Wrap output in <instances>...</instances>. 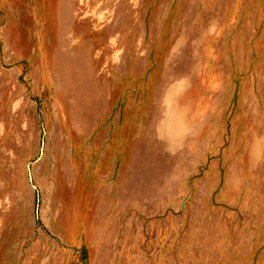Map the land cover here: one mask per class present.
I'll return each instance as SVG.
<instances>
[{
	"label": "rangeland",
	"instance_id": "rangeland-1",
	"mask_svg": "<svg viewBox=\"0 0 264 264\" xmlns=\"http://www.w3.org/2000/svg\"><path fill=\"white\" fill-rule=\"evenodd\" d=\"M0 264H264V0H0Z\"/></svg>",
	"mask_w": 264,
	"mask_h": 264
}]
</instances>
